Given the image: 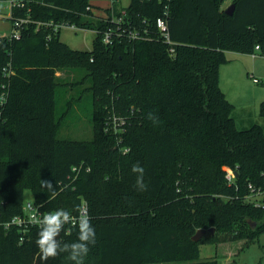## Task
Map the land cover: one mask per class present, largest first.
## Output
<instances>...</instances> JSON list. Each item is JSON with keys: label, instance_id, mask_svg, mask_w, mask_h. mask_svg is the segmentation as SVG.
<instances>
[{"label": "trees", "instance_id": "16d2710c", "mask_svg": "<svg viewBox=\"0 0 264 264\" xmlns=\"http://www.w3.org/2000/svg\"><path fill=\"white\" fill-rule=\"evenodd\" d=\"M224 1H115L100 17L89 0H24L13 9L12 25L17 16L31 20L19 38L0 36V264H73L67 253L42 260L39 226L9 223L23 213L27 189L49 211L78 214L86 202L96 243L84 264H222L217 256L201 259L200 245L264 232V129L237 126L220 84L228 52L252 54L258 45L264 56V0H232V14ZM122 11L121 22L112 21ZM50 20L95 29L93 48L74 49L61 30L38 24ZM109 28L112 43H105ZM67 69L85 73L92 139L58 137L70 107L57 117V92L67 84L57 72ZM109 112L122 116L126 132L105 130ZM137 163L144 191L131 171ZM81 164L90 170L74 178ZM227 169L237 172L232 180ZM199 229L209 237L193 240ZM77 235L66 225L60 238L71 243Z\"/></svg>", "mask_w": 264, "mask_h": 264}, {"label": "rangeland", "instance_id": "374dc122", "mask_svg": "<svg viewBox=\"0 0 264 264\" xmlns=\"http://www.w3.org/2000/svg\"><path fill=\"white\" fill-rule=\"evenodd\" d=\"M118 7H126L131 0H118ZM93 7L94 14L106 15V9L111 5L110 0H89ZM232 0H225L224 7H228ZM12 20L10 19V0H0V36L7 35L12 30ZM97 35L95 29L78 28L72 29L62 27L60 37L74 49L91 50L94 46V39ZM233 60L227 65L221 66L220 78L223 83L226 97L234 101L236 112L244 120L249 115L248 122L241 123V127H250L254 123L260 124L264 129V115L261 107L264 102V56L259 53L242 54L231 51L228 53ZM248 72V73H247ZM58 79L66 81L65 87H59L57 92V117L61 116L67 108L68 113L59 119L58 137L71 139H92L93 129V99L92 95L85 91L87 82H80L85 75L81 70H60L57 72ZM233 75L237 81L238 88H228L231 85L230 79ZM258 77L259 83L253 78ZM72 83H75L72 85ZM73 87V88H72ZM71 98H75L72 104H68ZM70 105V106H69ZM117 112H109L104 123L107 132L117 134L119 130V120L110 119ZM119 114V113H117ZM242 121V120H241ZM126 132V129H124ZM118 136V135H117ZM25 202L33 200V193L30 189L25 191ZM214 232V231H213ZM210 232L202 237H209ZM201 237V238H202ZM201 247V259H208L217 256L222 264H264V232L252 240H225L218 243L204 242Z\"/></svg>", "mask_w": 264, "mask_h": 264}, {"label": "clouds", "instance_id": "9594fccd", "mask_svg": "<svg viewBox=\"0 0 264 264\" xmlns=\"http://www.w3.org/2000/svg\"><path fill=\"white\" fill-rule=\"evenodd\" d=\"M149 119L154 125L160 123L155 114L150 113ZM131 171L136 174V187L144 191L147 185L144 182L145 169L139 163L132 166ZM44 185L52 191V198L57 192L51 181L44 180ZM78 215L74 216L71 210L59 208L44 214L42 217L34 216L33 223L39 226L35 244L39 250L42 260L54 259L62 253H67V258L73 264H84V259L90 251V246L96 243V231L92 224L88 207L81 203L75 209ZM66 225H73L78 229L77 240L75 242H64L60 237Z\"/></svg>", "mask_w": 264, "mask_h": 264}, {"label": "built area", "instance_id": "2783aa9c", "mask_svg": "<svg viewBox=\"0 0 264 264\" xmlns=\"http://www.w3.org/2000/svg\"><path fill=\"white\" fill-rule=\"evenodd\" d=\"M111 1H112V4H113L115 1H118V0H111ZM24 6H25L24 0H10V16L12 15V12H13L14 8H23ZM87 9H92L93 10V7L91 5H89V6H87ZM122 13L123 14H122L121 17H113L112 21L121 22L122 17H124V15H125L124 11H122ZM30 20H31L30 17L17 16L15 18V20H14L13 25H12L13 29L11 30V32L8 35L12 36L13 38H19L20 35H21L22 29L24 28V26ZM38 24H40V25L43 24V25H46V26L50 27L52 32H54V33H57L59 30L62 29V27H69V28H72V29L83 28V27L77 25L76 23L67 22V21H54V20L38 21ZM157 26L162 31L165 40L167 42L171 43L169 32H168V27L166 25V21L163 18H158L157 19ZM50 37L51 36L49 35L48 38H50ZM103 41L105 43H112V29L111 28L107 29L103 33ZM259 49L260 48L257 45L255 47L256 51L254 53H252V55L256 56L258 54V52H259ZM253 80L256 83L260 82V80L258 78H256V77H254ZM3 99H4V97L2 96V100ZM110 119L111 120L112 119H116V120L120 121L119 125H120L121 128H119V130H117L115 132L117 133V135L119 133H123L124 129H125V120L122 118V116H118L117 114H114V115H112L110 117ZM124 151H128V148H125ZM83 168H86V170H90L89 167H84V164H81V165L73 167L72 172L74 174V178H76L78 176V174L80 173V171ZM234 177H235V172L233 170H231V169H227V178H228V180H232ZM48 212H51V211L43 209L42 206L39 205V204H36L34 202V200L27 201V202L24 203L23 213L21 215L15 216L9 223L18 224L20 227H23V231H24L30 226H38V225L33 223L32 218L34 216L42 217L44 214H47ZM73 215L76 216L78 214H73Z\"/></svg>", "mask_w": 264, "mask_h": 264}, {"label": "crops", "instance_id": "0c3cea01", "mask_svg": "<svg viewBox=\"0 0 264 264\" xmlns=\"http://www.w3.org/2000/svg\"><path fill=\"white\" fill-rule=\"evenodd\" d=\"M110 2H111V5L109 6V7H111L112 6V1L110 0ZM108 7V8H109ZM96 15L97 16H101L100 14H98V13H96ZM229 53V52H228ZM243 54V53H242ZM229 57V56H228ZM230 58V57H229ZM233 60V58H230V61L228 62V63H226V64H224L223 65V67L224 66H227L231 61ZM222 69V68H221ZM221 69H220V71H221ZM248 73V72H247ZM256 78H258V77H256ZM230 79H231V81H232V83H231V85H229V84H227V87L228 88H234V89H237L238 88V84H237V81L234 79V77H233V75H231V77H230ZM259 79V78H258ZM260 80V79H259ZM220 84H221V87H222V89L223 88H225L224 87V85H223V83L221 82V78H220ZM224 90V89H223ZM225 91V90H224ZM229 100L235 105V103H234V101H232L230 98H229ZM235 107H236V105H235ZM234 107V110H233V116H234V118H235V121H236V123H237V126L239 127V128H246V127H241V123L240 122H243V123H246V122H248V119H249V115H248V117H246V119L247 120H244V118L242 117V116H239V119H238V114H237V112H236V108ZM242 120V121H241Z\"/></svg>", "mask_w": 264, "mask_h": 264}, {"label": "water", "instance_id": "95a60500", "mask_svg": "<svg viewBox=\"0 0 264 264\" xmlns=\"http://www.w3.org/2000/svg\"><path fill=\"white\" fill-rule=\"evenodd\" d=\"M235 8V4L231 3L227 8H226V13L227 14H232ZM235 175H237V172L235 171ZM214 229H212V232ZM206 233V229H199L196 234L193 235L192 239L195 241L200 240V238Z\"/></svg>", "mask_w": 264, "mask_h": 264}]
</instances>
